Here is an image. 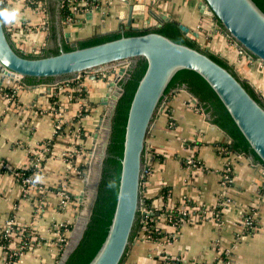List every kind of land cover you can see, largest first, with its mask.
Returning a JSON list of instances; mask_svg holds the SVG:
<instances>
[{
  "label": "crops",
  "instance_id": "1",
  "mask_svg": "<svg viewBox=\"0 0 264 264\" xmlns=\"http://www.w3.org/2000/svg\"><path fill=\"white\" fill-rule=\"evenodd\" d=\"M57 2L43 0L38 9L19 2L9 7L19 8L21 16L19 22L4 26L24 53L58 48V33L63 43H71L119 31L127 27L132 7L131 27L149 29L157 24L154 15H166L188 27L189 36L226 59L240 78L264 96V64L238 53L217 20L201 12L203 0H97V8L79 13L74 21H67L61 8L57 13ZM26 25L29 32L23 30ZM111 69L115 68L83 72L54 84L26 85L11 77L0 84V227L12 217L30 230L36 241L19 255L17 264H59L61 260L62 239L69 237L78 216V195L84 178L79 164H89L87 159L93 163L94 155L89 154L98 152L95 147L104 135L100 130L94 142V130L106 117L99 102L106 91L104 75ZM77 85L84 92L81 99L73 96ZM11 91H15L13 101L7 97ZM192 97L184 89H172L161 102L145 139L140 192L151 199L156 210L181 208L190 202L205 207L207 217L182 223L176 236L168 241L165 237L175 228L165 220L158 221L163 236L152 240L135 234L122 264H167L168 259L180 264H264V167L233 154L234 183L229 190L233 202L215 217L209 213L208 209L218 202L219 170L224 163L217 148L228 137L204 120L207 114ZM84 104L87 113L78 118ZM55 111H60L66 127L56 136L52 152L44 160L37 175L41 179H36L23 197L13 170L27 167L28 155L55 135ZM190 159L199 166L188 164ZM165 189L168 194L164 196ZM252 210L257 229L251 232L243 227L241 216ZM16 242L13 239L9 247L14 248ZM5 260L6 254L0 248V264Z\"/></svg>",
  "mask_w": 264,
  "mask_h": 264
},
{
  "label": "water",
  "instance_id": "2",
  "mask_svg": "<svg viewBox=\"0 0 264 264\" xmlns=\"http://www.w3.org/2000/svg\"><path fill=\"white\" fill-rule=\"evenodd\" d=\"M200 10L219 20L229 37L264 63V0H203ZM56 11L60 13V0ZM131 13L132 7L127 27L120 32L71 42L77 47L69 51L63 50L58 33L59 52L45 56L42 51L34 56L18 52L0 24V84L7 77L26 85L54 84L118 66L104 75L106 91L99 104L106 117L93 133L96 142L100 130L104 132L93 183L83 179L84 185L90 184L91 200L86 213L76 218L59 264L77 246L66 264H122L140 221L145 139L172 89L186 90L200 104L208 101L212 111L204 120L233 138V148L244 152L252 165L264 167V102L249 83L222 59L186 40L173 23L152 29L169 20L162 13L154 15L157 24L150 30L125 31L135 29ZM179 27L188 35V27ZM83 196L81 190L80 202Z\"/></svg>",
  "mask_w": 264,
  "mask_h": 264
},
{
  "label": "built area",
  "instance_id": "3",
  "mask_svg": "<svg viewBox=\"0 0 264 264\" xmlns=\"http://www.w3.org/2000/svg\"><path fill=\"white\" fill-rule=\"evenodd\" d=\"M29 1H31V0H1V6L9 8L13 3L19 2L21 5L28 7ZM40 6L41 5H39L37 8H34V9H38V8H40ZM65 7H67L66 12L63 13L65 19L67 21H74L75 17L79 13H84L85 11H92L93 9L98 7V3H97V0H96V3L93 2V0H60V8L63 9ZM29 29H30V27L28 25H26L23 30L26 32H29ZM233 42L237 46L238 53L240 55L248 56L249 58L252 57L240 45H238L234 40H233ZM123 65L125 66V64H123ZM113 68L116 69V68H118V66H115ZM81 89H82V87L80 85H77L75 90L80 91ZM254 90L264 100V96L259 94V92L256 89H254ZM7 97L11 98L13 101L15 98V91H11L10 93H8ZM77 98L81 99L80 96H77ZM192 100L195 104H197V101L194 99V97H192ZM81 110H82V107H80V111ZM62 124H63V119L60 116V111H55V120H54V125H53L54 133H57L60 130H62ZM45 143L46 142L42 143V144H44L42 149L37 150V151L34 150V152L31 153L32 157L29 158V165L27 166V167L32 169V172L30 174L26 175L22 171H14V175H15L16 180L20 183V185L23 188V197L27 196L29 187L35 183V178L37 177L38 174H40V168H39L40 163L46 159L48 153L51 154V152H52V149L50 150V148L47 145H45ZM217 150L222 155V157L224 159V163H223L222 168L219 170V179H218V185H219V195L218 196L219 197H218V202H217L215 207L208 209L209 210L208 212L209 213L212 212V214H216L222 208L226 207L227 205H230L233 202L231 199V196L229 195V190L232 188V185L234 183V164H233V159H232V155L234 153L230 152L227 149V147L222 145V144L218 146ZM187 163L192 165V166H199V163L195 159H190L187 161ZM167 194H168V192H167ZM65 198H66V196H64V198L61 200L62 203L64 202ZM187 204H188V202H185L184 207H181V208L175 207V210L179 214L185 215V216L189 215L190 213H195V218L197 220H202L207 216V209H205V207H203L202 205H194L192 207H189ZM216 208H219V211L215 210ZM139 212L142 214H145L146 216H148V214H149L148 213L149 211L145 207H143L142 203H141ZM149 220L153 222V226L151 227L152 229L149 231V233H147L144 236V238L152 239L151 232H155V233L160 234L161 231L159 230L158 225L156 224L157 221L154 217L149 218ZM167 222L175 228V232H172L167 237H165V239L168 241L171 238H174L176 236L178 229H179L181 224H180V219L173 218V217H170ZM13 223H14V219H12V218L8 219L5 222V224L2 227H0V233H5V235L7 237L11 236L12 233L15 232V230L12 226ZM241 223L246 230L251 231V232L255 231L257 229L255 212L252 210V211H249V212L243 214L241 216ZM24 228L25 227H21L19 229V231H18L19 235L23 236V229ZM62 241H64V238L62 239ZM26 243L27 242L24 241L14 248L6 247V245L0 244V248L6 254L5 264H17V260H18L19 255L27 249ZM166 262H167V264H172L174 261L168 259Z\"/></svg>",
  "mask_w": 264,
  "mask_h": 264
},
{
  "label": "trees",
  "instance_id": "4",
  "mask_svg": "<svg viewBox=\"0 0 264 264\" xmlns=\"http://www.w3.org/2000/svg\"><path fill=\"white\" fill-rule=\"evenodd\" d=\"M42 2H43V0H31V1L28 2V7L33 8V9H34V8H37L39 5H42ZM93 2L96 3V0H93ZM66 10H67V7L61 9L62 13L66 12ZM167 22H170V23H173L174 25H176V26L178 27L180 33L182 34V36H183L186 40H188L190 43H192L193 45H195V46L198 47L199 49H201V50H203V51H208V52L212 53L213 55L217 56L218 58L222 59V60H223L227 65H229V67L234 71L233 66H232L231 64H229L228 61H227L226 59L220 57L217 53H215V52H213V51H211V50H209V49H206V48L202 47L201 45H199L198 42L195 40L194 37L189 36V35H184V34L182 33L180 27H179V24H178L176 21H173V20L165 21V22H163L161 25H159V26H157V27H155V28H152V29L161 28V27H163ZM217 23H218V25L220 26V28H221L223 31H225L224 28L222 27V25H221V23H220L219 20H217ZM146 30H150V29H128V30H125V31H146ZM116 32H120V31H116ZM225 32H226V31H225ZM7 33H8V32H7ZM111 33H114V32H111ZM106 34H110V33H106ZM101 35H105V34L92 35V36L87 37V38H84V39L94 38V37H98V36H101ZM8 37H9V39L11 40L12 44H14V42L12 41V39H11L9 33H8ZM84 39H80V40H84ZM75 47H77V45H76ZM75 47H71L69 43H64V44H63V50H64V51L72 50V49L75 48ZM16 50H17L18 52H20V53H23V54L26 55V56H34L35 53H36V52H35V53H33V54H31V53L26 54V53L23 52V50H22L21 48H18L17 46H16ZM58 52H59V49H58V48H54V49H51V50H48V51H46V50H42L41 55H44V56H45V55H47L48 53L57 54ZM36 54H38V53H36ZM139 61H140V60H138L136 66L138 65ZM136 66L130 71V75L132 74V72L134 71V69L136 68ZM235 74H236V73H235ZM236 75H237V74H236ZM237 76H238V75H237ZM129 77H130V76H129ZM238 77H239V76H238ZM127 80H128V79H127ZM127 80L121 82L120 86H121L122 89L124 88V86H125ZM241 80H243V81L249 83V82H248L246 79H244V78H241ZM249 85H250V83H249ZM250 86H251V85H250ZM251 87H252V86H251ZM252 88H253V87H252ZM253 89H254V88H253ZM254 91H255V90H254ZM257 95H258V94H257ZM73 96H80V97H83V96H84L83 89H81L80 91H75V92L73 93ZM258 96H259V95H258ZM259 98L264 102V100H263L260 96H259ZM117 101H118V100H117ZM197 106H198V107H199V108H200L205 114H209V113L212 111V108H211V106H210V104H209L208 101H204V102H202L201 104L197 101ZM80 112H81V113L79 114V117H78V118H80L81 116H84V115L87 113V105H86V104H84V105L82 106V110H81ZM111 121H112V119H111ZM214 125H216V124H214ZM216 126H217V125H216ZM65 127H66V124L63 123V124H62V130H60L59 132L55 133V135H54L51 139H49V140L46 141L45 145H47V146L50 148V150L53 148V143H54V141H55L56 136H58L59 134H61L62 131H63V129H64ZM217 127H218V126H217ZM218 128H220V127H218ZM220 129H221V128H220ZM221 130H222V129H221ZM222 131H223V130H222ZM223 132H224V133L226 134V136L228 137V141L225 142V143L222 144V145L226 146L227 149H228L230 152L234 153V154H240V155H243V156L247 157V155H246L244 152L238 153V152L233 148V144H234V140H233V138H231V137H230L225 131H223ZM110 134H111V131H110ZM43 145H44V144H42V143L39 144V145L35 148V151L42 149ZM49 155H50V153H48L47 156H49ZM28 157H29V158L32 157V154L28 155ZM43 167H44V161H42V162L40 163V166H39L40 171L42 170ZM13 171H22L23 173H25V174L27 175V174H30V173L32 172V169L29 168V167L24 166V167H21V168H19V169H15V170H13ZM35 181H36V178H35ZM98 184H99V182H98ZM166 191H167V189L163 190V195H164V196H165L166 193H167ZM97 192H98V186H97L96 196H97ZM96 196H95V199H96ZM95 199H94L93 204H92V207H91V213H92V209H93V206H94ZM141 201H142V205H143V207H145V208L149 211V212H148L149 214H148V216H146L145 214L140 213V221H139V225H138V228H137V231H136L135 234H137V233H141V234L143 235V237H144L147 233H149V231L152 229L151 227L153 226V222L149 220V218H151V217H152V218L154 217V218L156 219V221H157L156 224H157V225H158V221H160V220H165V221L167 222L168 219H169L170 217L180 219V224H182V223H184V222H187V221H190V220L192 221V220H195V219H196V218H195V213H190V214L187 215V216H185V215H181V214H179V213L175 210V207H173V208H171V209H169V210H165V209L156 210V209L152 206V204H151V199H150V198H147V197H145V196H143V195H141ZM187 205H188L189 207L194 206V205H193L192 203H190V202H188ZM215 210H218V211H219V208H216ZM155 211H158V213H157V214H154ZM220 211H221V210H220ZM220 211H219V212H220ZM91 213H90V216H91ZM152 213H153V214H152ZM90 216H89V219H90ZM215 216H216V214H214V217H215ZM206 217H207V216H206ZM206 217H205V218H206ZM11 218H12V217H11ZM205 218H204V219H205ZM196 220H197V219H196ZM88 222H89V221H88ZM12 226H13L15 232L12 233L11 236H8V237H7V236L5 235V233H0V244H2V245H6V247H9V245H11V241H12L13 239H17L18 242H16V246L19 245L20 243L24 242V241L27 242V243H26V244H27V247H26L27 249H26V250L32 248V247L35 245L36 241L33 240V236H32V234H31V231H30V230H28V229L25 227V228L23 229V236H21V235L18 234V231H19V229L21 228V226H19L15 221H14V223H13ZM84 232H85V231H84ZM83 234H84V233H83ZM151 235H152V240H156V239H158L159 237L162 236V233L158 234V233H155V232H151ZM82 237H83V236H82ZM81 239H82V238H81ZM80 242H81V240H80ZM80 242H79V244H80ZM79 244H78V245H79ZM16 246H15V247H16ZM77 247H78V246H77ZM77 247H76V248H77ZM76 248H75V249L69 254V256H68V258L65 260L64 264L67 263V261L69 260V258L71 257V255H72V254L74 253V251L76 250ZM123 260H124V259H122V262H123ZM172 264H180V263L174 261Z\"/></svg>",
  "mask_w": 264,
  "mask_h": 264
},
{
  "label": "rangeland",
  "instance_id": "5",
  "mask_svg": "<svg viewBox=\"0 0 264 264\" xmlns=\"http://www.w3.org/2000/svg\"><path fill=\"white\" fill-rule=\"evenodd\" d=\"M127 65V63H125V66ZM79 132H80V129L77 131V133L76 134H79ZM88 151H89V149H88ZM87 154L88 153H85V155H84V157L85 158H87ZM90 155V154H89ZM88 157H90V156H88ZM92 157V156H91ZM89 161V164H85V165H83V164H79V172L80 173H82L81 174V177H84V178H88L89 180H90V183L92 184L93 183V175H95V172H96V162L95 163H91V159H87L86 160V163ZM83 178V179H84ZM91 179H92V182H91ZM82 190L84 191V196H83V200L80 202V204L78 205V216H77V218L79 217V216H82V215H84L85 213H86V211H87V204H88V202L91 200V195H92V191H91V188H90V184H89V186L88 185H84V183H83V188H82ZM74 225V224H73ZM73 225H72V227H70L69 229H70V231H72V229H73ZM71 239H70V235H69V237L68 238H66L65 236H64V241H63V247H62V252H61V254H63V252H64V250L68 247V245L70 244V241Z\"/></svg>",
  "mask_w": 264,
  "mask_h": 264
},
{
  "label": "clouds",
  "instance_id": "6",
  "mask_svg": "<svg viewBox=\"0 0 264 264\" xmlns=\"http://www.w3.org/2000/svg\"><path fill=\"white\" fill-rule=\"evenodd\" d=\"M21 11L19 8L0 7V24H13L19 22ZM37 180L41 178L36 177Z\"/></svg>",
  "mask_w": 264,
  "mask_h": 264
},
{
  "label": "bare ground",
  "instance_id": "7",
  "mask_svg": "<svg viewBox=\"0 0 264 264\" xmlns=\"http://www.w3.org/2000/svg\"><path fill=\"white\" fill-rule=\"evenodd\" d=\"M102 131V130H101ZM104 133V132H103ZM98 147H95V149L97 148L98 149V152L96 153V152H93V151H91V154H90V156H92V155H94V161H93V163H95L97 160H98V156H99V154H100V150H99V144L97 145ZM93 177H94V175H93Z\"/></svg>",
  "mask_w": 264,
  "mask_h": 264
}]
</instances>
